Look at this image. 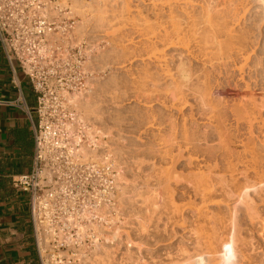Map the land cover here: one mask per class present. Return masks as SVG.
I'll use <instances>...</instances> for the list:
<instances>
[{"label": "bare ground", "instance_id": "obj_1", "mask_svg": "<svg viewBox=\"0 0 264 264\" xmlns=\"http://www.w3.org/2000/svg\"><path fill=\"white\" fill-rule=\"evenodd\" d=\"M135 1L137 2L139 0H135ZM141 1L146 3V4L153 5V8H154L153 10L157 9L156 11H158L159 5L166 6V7L168 6L167 10H169V14H168L169 16L167 15L169 18L168 21L160 20V15H161L160 11L154 12L153 16H155L154 19L155 18L156 19L155 20L152 19L154 22H152L151 24L148 25L149 26V27H147L148 30L145 29L146 24H144V26H145L144 29H145L146 33L143 32L144 31L143 28H142L143 31H142V29H139L140 34L145 33L147 35V36H145V34H144V36L146 37V41L147 42L149 41V44H148L149 46H147L148 49L150 48L149 49L150 52L147 53V54L150 53L149 56L147 55L148 59L150 61L152 60V62L156 63V67H158L160 69L159 70L156 68L157 70H154V71H156L157 74H159V75H157L158 78H156L153 69L151 71L150 67H149V63L146 62V65L148 64V66H146L145 69L141 68L143 71H145L143 73L146 74V76L149 78V80H151V78H152L151 82L153 81V84H154L155 78L158 80L159 78L162 77L160 80L163 81V80H166L167 77L168 78L171 77L170 80L171 79L173 80L172 77L175 78V75L178 76L177 80L175 78L174 81L170 82L171 83L170 85H168V83H167L168 86H165L166 83H164L165 87L161 88L164 92H165L164 89H166L170 92L171 99H173L172 96L175 98L174 100H176L177 102L173 101L172 103L176 104V107L178 105L177 104L178 102H179V106H180V104L184 105L186 102H188L187 100H184V98L186 99V96L188 95L186 93V90L187 89L189 90L190 87L194 89V87H193V86H195L194 81H197L198 82L197 84H199L198 87H200V88H198L196 85L195 88L197 87L198 90L193 91L192 89H190L189 92H190V94H192V93L194 94L195 92H197V95H198V93L201 91L200 93L203 94L202 97L200 95L201 98L199 97V99H201V101H199V99L197 101L200 103L202 102L201 104L203 106L205 105L206 109H205V107H202V106L201 107H202V109L206 110V113H205L206 115L203 112H201V109H200V112L203 114L202 116H206V119L208 118L209 121L204 119V117H202L201 119H204L208 123L210 122L211 124H213V127L215 128V129L214 128L212 129V130H214L213 132H215L213 134H212V131H210L211 134H209V132L208 133L205 132L206 134L203 135L204 139H207V141H208V139L211 138V135L215 134L219 143L217 146H212L210 144L211 146H209V147H205V148L202 147L198 143L200 141V139H198L197 137H195L191 133L190 127H187V124H186L187 122L186 123L182 122L185 124L184 125L182 124L183 126H182V129L180 130L181 132H179L180 134H178V131L176 132V130H174V132H173V130H172V132L170 131L171 134H168L170 132H168V133L166 132L168 134L166 136V133L164 132L165 134H162L161 136H163V135H165V136H163L162 138H160V136H159V138H158L159 141L163 140L165 142V144L168 143L169 141H171L170 142V143H172L171 146H174L175 145L174 142H177L176 143L177 144L176 145L177 152H176V154H174V153L170 154L172 151L166 150V148H165V150H166V151L164 150L165 153L164 154L161 153L162 155H160V154H158V155H160V158H162L164 160V159H166V156L169 154L170 156L168 155L169 157L168 156L167 157L170 159V160L168 159L169 162L171 161L174 164V166L172 165V167H174V169H176L175 165H176L177 161H179V159H181V158H185V163L191 167V168L190 167L187 168V169H189L188 172L184 169L185 172L187 173V174L184 173L185 177H183L184 174H181V171L179 172L176 169V171H178V173H179L178 174V173H176V171L171 166H168V167L163 166V167H165L164 168L165 170L162 168L164 170V172H158L159 171V169H158V171H157L158 173L155 172L156 175H154V173H153L152 176H155L154 179L156 182L154 181V183H156L157 186L159 185L158 187H163L165 196L164 195L162 196V194H163V192L161 191L162 188H160V191L162 193L160 191H158L159 188L157 190L155 188L156 192L154 191L152 194L148 193V191H150V190H146L149 195L145 193L146 192L145 189L142 192L143 189L140 190V188H143V186H141V185L144 183L138 182V183H141V184L137 183L138 187L137 188L135 187L136 189L139 190L138 193H137V190L135 188L133 190H135V193L139 194L138 197L142 198V199H137L135 201L131 198L134 195L137 196L136 194H133V191H132L133 187L129 186V187H131V190L129 189V191H132V195H133V196L129 197L127 195V193H129V191L126 192L128 189H126V191H124L125 186H127V185L122 183V181H124L125 177L122 179L120 173L116 174L113 177V184H112L114 187V190L116 189V185L117 186L119 185L120 188L122 187V191L124 193L126 192L125 195H127V196H125L123 194L124 196L121 197V194H120L119 202L121 201L120 202L121 205L119 206L117 204L119 207L112 206L111 204L107 205L105 203L108 194L113 193L114 191L108 192L107 194H105L106 196L102 195V194L95 195L94 201L92 200L89 203V205L87 204V207L84 209V212L82 213V217L84 219V224L83 225L82 224L77 225L78 233L79 234L85 233L84 229L90 228L91 230H97L98 231L97 233H100L103 235L105 234V237H104V241L100 242V239L97 238L99 236V234H97V236H95V234H94V236H95V238L93 240L94 250L91 252V254L85 255L86 254L85 253V254L81 255V253H79V254H76V257H78L80 260L79 264H92V263L95 264L94 262H96L98 264V261H100L102 258V257L100 258L101 255L104 256V254H106L105 257H111L110 255L107 256V252L109 251V249L112 250V247H113V251L115 249H117L120 242H123V240L126 237H127V239L125 242L127 244L128 239H130V237L128 238V235H127L128 233H124V231H120V229H118L119 227L117 228L118 230L113 228L112 231H107L108 229L107 230L105 229L103 223L104 222L109 223V222L115 221V218L119 213V212H117V210H119L122 215L127 216L129 218L131 211L130 210L128 211L127 207L133 208V206H134V208L135 207L139 208V209H137L138 214L145 212L146 210H147L146 212L148 214L143 213L145 215H143V216H141L140 214L138 215V216H141V218H142L140 221L137 220V221H139L138 225H136V226H138V228L136 227L137 230L135 229L136 234H137L136 236L139 237V239L136 241L137 244L139 243L138 244L139 246L136 244L138 246V247H136L138 249V252H137V249H135L136 251H134L133 249H130L129 248L130 246L128 247V244H127V246H125V247H127V249L125 250V253L127 252L125 254L126 255L125 258L127 260H129V263L141 264V261L143 260L142 256L145 255L144 253H142V248L144 246L148 247V246L154 245L156 242L158 243V241L159 242L164 241V240L166 241V239L170 238L171 236L169 235V233L173 234V232H171V231L175 230V229H172L173 226L170 224V222L171 223L173 222L172 224L175 225L176 220H177V222H180V223L182 222L181 224H183V223H187V224H185L184 226H181V225H178V223H177V225L180 226V228H182V230H180L183 232L182 236H180L181 232L179 230H177L176 225H175L176 232L179 231L180 232L179 238L181 237V239L177 240L179 246L177 245L178 248L175 251L177 253V256L176 255L174 256V257H176V261L174 260L175 262H173V261L172 262H162L160 264H228L229 262H234L237 264H247L251 261V259H253L257 255L258 252L255 251V252H257L255 255L254 250H256L257 247L254 248L256 246L254 243L256 240L255 241H254V239L252 240V235H250V233H248L249 230H246L247 228L244 229V227H245L244 223L247 221L248 224L250 222L251 225H252V223L257 224L258 227L260 228L259 230L264 231V196H263V194H264V131L260 130L261 132H263L261 134V137H260L259 134L261 132L257 135L258 132L256 133V128H255L256 127L255 122L258 119V116L260 117L262 115L261 112L264 109V97L257 98L256 95H254L253 92H251L250 89H252V88H249L250 87L249 83H247L245 85L246 86L245 88L241 87L242 88L241 90H239L237 88L240 92L242 91V93L240 96H238V98L234 102H231L230 105L226 104L225 102H222V98H221V100L219 99V100L215 101L214 98L212 96L209 97V94H206V92L207 93L209 92V91H207L208 88H209V90H210V88H214L213 86L212 87L210 86L211 85L210 82H211V78H212L213 74L214 73L216 74L217 70L219 72H221V70H224L226 73H229V70L231 69L230 68L231 65H232V67H234L240 71L239 73L242 76L241 77L242 79H243V73L244 72L249 71V73L251 74V72H250L251 69L253 70V74L255 75L254 78L256 80L258 78L260 79L261 77L264 79V0H247L248 1L247 4H245L246 2H240V1H239L240 2L239 3L238 0H224L222 3H220V4L218 3V5H216L215 7L212 6L213 8H211V6L209 7V5L206 2L208 7L203 8V16L201 18L196 19L197 17L194 18L195 16H193L191 14V17H193L191 19V17L189 16L190 14L188 12H186L188 15L187 16L188 19H186V17H184L186 19V25L184 23L183 24L180 23L181 17L179 18L178 17L179 15L176 17V14L175 15L173 14L174 8L171 6L172 2H174L173 0L172 1L171 0H160V2H158V3H157V1H159V0H141ZM175 1H177V0H175ZM190 1L191 0H182L181 2L189 5ZM194 1H196V0H194ZM212 1H210V2H212ZM214 3L212 2V4H214ZM198 6H199V4H198ZM160 9H161V7H160ZM188 10H189V6H188ZM183 13H185V11ZM246 13L247 14L249 13V16L246 15ZM177 14H179V13H177ZM185 14H181V15H185ZM176 18L180 19V20L178 21ZM184 18H182L183 22L185 21ZM121 19H122V16H121ZM182 20H181V22H182ZM249 21H251V22H249ZM150 22H151V20H150ZM243 22L245 24L243 26H245L246 29L248 27L249 30H242L239 27H238L239 30L236 29V27H235L236 24L240 25V24H243ZM247 22L250 24L248 25ZM137 25L140 26V24H137ZM141 32H143V33H141ZM144 36H142L141 38H143ZM147 38H148V40H147ZM146 41H145V43L147 45ZM90 43H89V45H91ZM92 44H94V43H92ZM142 44H144V43H142ZM160 45L165 47V49H168V48H171V50L175 49V50L179 51V52H177L178 54L179 53L180 54L186 53L187 55L191 56L190 58H194L195 60L197 59V61L200 60L202 62L203 67H201V69H200V68L195 66L196 68H194V69H199V71L197 70V72H198L197 75H194V74H196V72L194 74L189 73L191 71V70L189 71V69H193V68H189L188 65H187L188 68H186V64H185L186 61L184 59H182L183 60L182 61L178 58L179 62L176 61V63L177 62L178 63L175 64L174 66H171L170 62L172 60L170 61V58H171V55L174 52V50L171 51L172 53L168 52L170 54V58H168L170 62H168V59H167L168 53L166 54L165 50L161 49ZM159 46H160V48H159ZM90 50H93V49L88 50L87 54H88V58L90 59V61H89V63H87V65L92 63V56H90V53H89ZM137 55H139V54H137ZM176 56H177V54L175 55V58H176ZM186 56H184V57L186 58ZM180 58H182V55L180 56ZM188 59H189V57H188ZM188 62H189V60L187 61V63ZM193 66L194 65L192 64V67ZM118 68H119V66H118ZM174 70H175V72H174ZM193 70H192V72H193ZM139 71H141V70H139ZM232 71H233V69H232ZM225 72H224V74L227 75V77H228L230 74L228 75ZM154 76H155V78H154ZM159 76H161V77H159ZM147 77H145V79ZM164 77H165V79H163ZM252 77H253V75H252ZM194 78H196V79L194 80ZM216 78L214 75L213 80H216ZM145 79H141V81H143V80L148 81V79H146V80ZM156 79H155V84L157 82H161L160 80L156 81ZM259 79H258V81L260 83H262L260 80H263V79H260V80ZM88 80H87V84H89V86H87L89 89L88 92H85L86 89H83L82 91L75 92V94L71 97H72V102L77 109V112L75 114V123H77L78 121H87V122H89V125H91V127H88L86 130L87 136L90 137L89 138L90 141L82 149L83 150L82 152L86 156L90 155L93 158L94 157L97 158V155H98V152L96 153L97 148L92 149L91 145L93 143V145L96 147L98 143H96L95 136L102 134L104 132L100 131L98 129V127L94 124V118L95 119L97 118L95 116H96V113H99V111L96 110L97 106L95 107V105H97L96 104L97 101L94 102L93 97H89L90 96L89 94L93 91L94 87H92V84H93V83H91L92 80L91 81L89 80V82H88ZM168 80L169 79H167V81ZM213 80H212V83L215 82L217 84V82H218L215 89L222 92L223 91L222 90L223 84H219L218 80H216L217 82L213 81ZM144 81L142 83H144ZM252 81H254V80H252ZM256 83H257V81H256ZM157 84H159V83H157ZM257 84H259V83H257ZM144 85H146V84H144ZM208 85L210 87H208ZM203 86L207 90H204ZM145 87H147V86H145ZM186 87H187V89H186ZM223 87H224V85H223ZM139 89L140 88H138V90ZM161 89L159 90V93H160ZM145 90H146V88H145ZM157 90H158V87H157ZM157 90L154 89L153 92L154 91L156 92ZM191 90L193 91L192 93H191ZM203 90L206 92H204ZM109 91H111V90H109ZM113 91L114 90H112V92ZM132 91H134V90H132ZM140 91L141 90H139V93H140ZM142 91H144V90H142ZM145 92L147 93V91H145ZM153 92H151V93L148 92V94L149 93L152 94ZM164 92H163V94L168 93V92H165V93ZM114 93H116V92L114 91ZM132 93H134V92H132ZM143 93L144 92H142V94ZM185 93H186V95H185ZM109 94H110V92H109ZM129 94H131V93H129ZM211 95H213V94H211ZM109 96H111L110 99L114 98V97H112L113 95H111V94ZM135 96H137V94ZM146 96H148V95H146ZM150 96H153V95H150ZM169 97H167V99ZM164 98H165V96H164ZM167 99H165V100H167ZM183 100L185 102H183ZM218 101H221V102H218ZM174 104H173V106H174ZM188 107H190V106H188ZM98 108H99V105H98ZM179 108H182V106ZM207 111H208V114H207ZM109 112L110 111H108V113ZM227 112H229L231 114V116L235 119V124H236L235 126L236 127L232 131L228 128H225L226 123H225V120L223 119V117L225 116V114ZM201 113H199V114H201ZM154 114H155V112H154ZM199 114H197V115H199ZM101 115H104V114L103 113L100 115L98 114L97 116H101ZM173 115H175V114H173ZM101 117H99V118H101ZM189 119H191V117ZM259 119H261V118H259ZM262 120L264 121V118ZM192 121L194 122L197 120H192ZM198 121H199V119H198ZM263 121H262V123H264ZM193 122H191V123H193ZM160 123L163 125L162 121ZM172 123H174V122H172ZM241 125H246V127H247L246 131L242 132L240 130L239 126H241ZM209 126L211 127V125H209ZM209 126H208V128H209ZM202 133L204 134V132H202ZM168 136H169V138H168ZM172 140H173V142H172ZM232 140L239 141V143L242 144L241 145L243 147L242 151H240V152L237 151L236 153H234L236 150L233 151V149L230 148V144H231ZM160 144H161V142H160ZM214 145H215V143H214ZM162 152H163V150H162ZM149 153H151V152H149ZM99 154H102V153H99ZM152 155H153V153H152ZM142 158H143V156H142ZM141 160L142 159H140L141 163H143L142 161H146V160H142V161ZM181 161H183V160H181ZM134 162H135V160H134ZM136 162H138V161H136ZM138 163H136V164L138 165ZM141 163L138 166L139 170H141V168H140ZM144 163L146 164V162H144ZM149 163H152V164L154 163L153 166L155 168L156 165H155L154 161L153 162L151 161ZM142 166H143V164H142ZM153 166H152V168H153ZM113 168H114V165H113ZM142 168H144V167H142ZM151 170L153 172L156 171L153 169H151ZM144 171H142V172H144ZM152 171H148V172H152ZM173 171H175V172L173 173ZM142 172H141V175H144V173H142ZM251 174H253V175H251ZM136 175H138V174H136ZM145 175H147V174H145ZM148 175H149V173H148ZM147 176H144V177H147ZM182 177L184 178L183 183L185 182V179H186V181H187L186 185L189 187V189L192 192L191 195L194 197V199L199 200V202H197V201L194 202L193 201L194 199H192L191 201H193V202H191L190 199L192 198V196L190 195L191 198H190V196H188L190 198L189 203H191V205H190V207H188L189 209L186 207L188 209V210L186 209L188 211V213L184 214V215L182 213H180V210H178V209H180V208H178L179 205L174 204V202H173V206L170 205V204H172L171 202L173 201L172 200L173 198L172 197H169L170 199L167 198L168 196H172L176 193V192H174V190H172V188H171V192H170V187H172L171 186L172 183L175 182L174 184L179 186L178 183L181 182L180 181L181 179L183 180ZM138 178H143L140 176V173H139ZM150 178L145 181V185L147 186V188L148 187L152 188V186L151 187L149 186ZM127 182H128V179H127ZM154 183H153V185L155 186L156 184H154ZM131 185H133V184H131ZM134 185H136V184L134 183ZM139 185L141 187H139ZM163 185L164 186L166 185L167 188L168 187L169 188L166 189V186L164 187ZM184 185H185V183H184ZM186 185H185V187H187ZM178 186H177V189H178ZM126 188H128V187H126ZM180 188H184V186L180 187ZM173 189H175V188H173ZM168 190H169L170 194H172V195H170L168 193ZM166 191L169 195H167V193H165ZM172 191H173V193H172ZM186 191H187V188H186ZM143 193L146 196H144ZM117 194H119V193H117ZM184 195H186V194H184ZM257 195H259V197H257ZM140 196H142V197H140ZM133 198H135V197H133ZM166 200H167V202H166ZM114 202H116V201H114ZM165 202H166V204H165ZM143 203L146 204L145 209L143 208L144 206H142ZM167 203H168V205H167ZM189 203L187 202V205ZM184 204H186V203H184ZM109 205H111L112 210H110ZM140 205H141V207H140ZM143 209H144V211H142ZM113 210L116 212V213L115 212L114 213L117 214L115 217H113V215H112ZM182 210L185 211L184 209H182ZM134 211H135V209H134ZM135 212H137V211H135ZM179 213L182 214L183 217L181 216V219L184 218L185 219V220L183 219L184 221H180V214ZM131 214L133 215V211ZM136 214L137 213H135V216H136ZM94 217L98 219L97 223L93 222ZM127 217L125 218L126 220H127ZM116 219H118V217ZM178 219H179V221H178ZM169 224L171 225L170 229L168 228L170 226ZM248 224H246V225H248ZM121 227H122V225H121ZM127 228H129V227H127ZM88 229H86V230H88ZM168 229L169 230L172 229V230L170 232H168ZM251 232H253V231H251ZM259 232H261V231H259ZM91 233L93 235L94 232L91 231ZM261 233H259V235ZM174 234L172 236L175 237V239H176L177 236H174ZM263 234L264 233H262L260 236L262 237ZM124 235H125V238L123 237ZM85 236L86 235H84V237ZM173 237L171 238L172 240H173ZM131 241H128V243H131ZM257 242H259V241H257ZM257 242H256V244H257ZM45 243H46V240H44V245H45ZM253 244L255 246H253ZM174 245H175V243H174ZM258 245H259V243H258ZM155 247H157V246H155ZM118 249H119V247H118ZM171 249H174V248L171 246ZM152 251L150 249H146L145 252H146V254L148 253V255H149L152 253ZM109 252L111 253V251H109ZM136 253H139V256H137L138 254H136ZM141 253H142V255H141ZM168 253H170V252H168ZM168 253H167V255H168ZM133 254L134 255L136 254L137 258L134 257L135 259H133V256H134ZM260 255H261V251H260ZM260 255H258V256H260ZM63 256H65V255H63ZM46 257H48L47 254H46ZM65 257H67V256H65ZM143 257H146V256H143ZM174 257H172L171 259H173ZM59 258H60V256H59ZM255 258H254V261L257 262L258 260H255ZM94 259H96V260L94 261ZM256 259H258V257ZM262 259H263V256H262L261 260ZM49 260H51V259H49ZM49 260L47 258V261H49ZM92 261H94V262H92ZM151 261H153V260H151ZM168 261H170V260L168 259ZM107 262H109V261H107ZM256 262H254V263H256ZM263 262L260 261V263H262V264H263ZM47 263H49V262H47ZM53 263H51V264H53ZM67 263H64V264H67ZM105 264H107V263L105 262Z\"/></svg>", "mask_w": 264, "mask_h": 264}, {"label": "rangeland", "instance_id": "obj_2", "mask_svg": "<svg viewBox=\"0 0 264 264\" xmlns=\"http://www.w3.org/2000/svg\"><path fill=\"white\" fill-rule=\"evenodd\" d=\"M125 1L126 2L128 1V2L126 3ZM173 1L175 2V3L172 2V4H171V6L174 8L173 9V14L174 15L176 14V17L179 15L178 17L179 18L181 17L180 19L182 20V18H184V17H186V19H188L187 18L188 15H187L186 12H188L190 14L189 15L190 17H191V14H192L193 16H195L194 18L197 17L196 19H199V18H201L203 16V8L208 7V5H209V7L211 6V8H213L212 6L215 7L216 5H218V3L220 4L224 0H216L217 2L215 0H213V1L212 0H196V1L191 0L190 1L191 3L189 2V5L188 4H184L183 2H181L182 0H179V1L178 0L177 1L173 0ZM210 1H212L213 3L215 2V3L212 4V2H210ZM239 1L240 2H246L245 4L248 3L247 0H238V2ZM158 2H160V0L157 1V3ZM206 2H207L208 5L206 4ZM198 4H199V6H198ZM188 6H189V10H188ZM160 7H161V9H160ZM153 9H154L153 8V5L146 4V3L142 2L141 0H139L137 2L135 0H92L90 3H81V4L76 5L77 12L80 15L82 14L81 17L78 19L77 32H79V35H80V37L82 38V40L84 42L85 48H87V49H93V50H90V52H89L90 53V56H92V63L87 65V63H89V61H90V59L87 58L88 60H86L87 62L85 64V66L86 65L87 66L85 67V69L88 71L87 80L88 79L90 81L92 80L91 81V83H93L92 84V87H94L93 88V91L89 94L90 95L89 97H93L94 102L97 101L96 102L97 105H95V104L94 105H95V107L97 106L96 110L99 111V113H96V116H95V117H97L96 118L97 120L94 118V124L98 127V129L100 131L104 132L102 134H99V135H96L95 136L96 143H98L99 145L97 144V146L95 147L93 145V143H92L91 147H92V149L97 148L96 153L97 152H98V154L99 153H102L103 156H105L106 158H108L111 161L112 165H114V169H115L114 174L115 175L120 173L122 179L125 177L124 181H122L123 184L127 185V186H125V190L124 191H126V189H128L126 191V192H128L129 189L131 190V187H133L132 188L133 194H136L137 196H135V195L133 196L132 195V191H129V193L131 195L129 193H127V195L129 197H131V196L135 197L136 199L133 198V197H131L135 201L137 199H142V198H139L138 197L139 194H137V193H138L139 190L136 189L138 187V184H141L142 182L144 183V184L141 185V186H143V188H140V190L143 189L142 192L145 189V191L146 190H150L151 192L148 191V193L149 194H152L154 191L156 192V190L158 188H159L158 191H160V188H162V190H161L163 192L162 196L163 195L165 196L163 187H158L159 185L157 186V184L154 183V181H155L154 177L155 176H152V174L154 173V175H156L155 172L156 173H158V172H164V170H165L164 168L165 167H163V166H167V167L168 166H171L172 167V165L174 166V164L171 161L169 162V160H170L168 158L170 156L169 154H168L169 156L167 155L168 157L166 156V159H164V160L162 158H160V155H162L161 153L164 154L166 150L172 151L170 154H173V153L176 154V152H177V150H176V145L177 144L176 143L177 142H174L175 145L174 146H171L172 145V143H170L171 141H169L168 143L165 144V142L163 140L162 141L161 140L159 141V139H158L159 136H160V138H162L163 136H165V135L161 136L162 134H165L166 132L168 133L170 131L172 132V130H173V132H174V130H176V132L178 131V134H180L179 132H181L180 130L182 129V126L187 122L186 123L187 124V127H190L191 128V130H190L191 133L195 137H197L198 139H200V141L198 143L202 147L205 148V147H209L211 145L212 146H217L218 143H219L218 142V139L216 138V135L215 134L214 135H211V138L212 139L210 138V139H208V141H207V139H204V136L203 135L206 134L205 132H207V133L209 132V134H211L210 131H212V134L215 133V132H213L214 130H212L214 128L213 127V124H211L210 122L209 123L207 122L209 120H208V118L206 119V116H202L203 114L201 112H203L204 114L206 113V110H205L206 107H205V105L203 106L201 104L202 102L200 103V102L197 101L199 99L200 95H201V97L203 95V94L200 93L201 92L200 91L201 89L199 90L200 92L198 91L199 92L198 95H197V92H195L194 94L192 93L193 91H197L198 88H200V87H198L199 84H197L198 83L197 81H194V84H195V86L197 85L198 88L197 87L195 88V86H193L194 89H195L194 90L193 88L190 87V89L193 90V91L191 90V93L192 94H190V92H189L190 89L188 90L187 87H186V89H187L186 90V93L189 96L187 95L186 96V99L184 98V100H187L188 102H186L184 105H181L180 104V106H179V102L177 103L178 104L177 107L178 106L179 107L182 106V108H179V107L177 108L176 107V104L172 103L173 101L174 102H177V101L174 100L175 98L173 96H172L173 99H171V95H170V92L168 90L164 89L165 92H168V93L163 94L164 91L161 89L162 87L164 88L165 86L170 85L171 84L170 82L171 81H174L175 78L177 80L178 76L175 75V78L172 77L173 80L172 79L170 80L171 77H169V78L167 77L166 80H163V79H165V77H164L162 79L163 81L160 80L162 77L159 76L161 78H159L158 80H160L161 82H157V83H159V84L156 83L157 85L155 84V79L158 78L157 75H159V74H157L156 71H154V70H157L159 68L156 67V63H154V62H152V60L150 61L148 59V56H149L150 53L149 54H147V53L150 52L149 51L150 48L148 49V47H147V46H149L148 45L149 44V41L148 42L146 41V37L145 36H147V35L145 34L146 33L145 32V29L148 30V28H147V27H149L148 25L151 24L152 22H154L152 20L155 17V16H153L154 15V12H159L160 11V14H161L160 15V20H162V21H168L169 20V18H168V16H169L168 15L169 14V10H167L168 9V6L166 7V6H161V5H159L158 11H156L157 9L156 10H153ZM184 11H185L186 14L183 13ZM176 12L179 13V14H177ZM180 13L181 14H185L186 16L185 15H181ZM246 15L249 16V13L248 14L246 13ZM121 16H122V19H121ZM192 18L193 17H191V19ZM149 19L151 20V22H150ZM180 19H177V20L179 21ZM186 19L184 18V20H185L184 22H183V20H182V22L180 20V23H182V24L184 23L186 25ZM244 22H243V24H240V25L236 24V26H235L236 29L239 30V28H240L242 30H249L248 27L246 29V27L243 26V25H245ZM249 22H251V21H249ZM137 24H140V26L137 25ZM144 24H146L145 25L146 28H145ZM247 24L249 25L250 23L247 22ZM142 28L143 29L145 28L144 31H143ZM139 29H142V31L145 32V33L141 32L143 34H140V30ZM144 34H145V36H144ZM142 36H144V37L141 38ZM143 39L147 42V45H146V43H145V41ZM147 40H148V38H147ZM89 43L91 45H89ZM92 43H94V44H92ZM142 43H144V44H142ZM160 46H159V48H160ZM161 49H164L165 52H166V54L168 52L172 53L171 51L174 50V52L171 55V58H170V54L169 53H168V56H167V59L170 58V61L171 60L172 61L174 60L173 62L171 61L172 62L171 63L169 61V59H168V62H170V65L171 66H174L175 64H177L179 62V60H178V58H179L180 60L184 59L186 61V63L184 62L186 64V68H188V66H189V68H193V69L196 68V67H198V68L201 69V67H203L202 62L200 60L197 61V59L195 60L194 58H190L191 56L187 55L186 53L185 54L184 53H182V54L179 53L178 54L177 52H179V51H177L175 49H172L171 50V48L165 49V47H163V46H161ZM137 54H139V55H137ZM176 54H177V56L175 58V55ZM181 55H182V58H180ZM184 56H186V58ZM188 57H189V59H188ZM188 60H189V62H188L189 64L187 63ZM176 61H178V62L176 63ZM146 62L149 63L150 70L152 71V69H153V71L155 73V76H156V78L154 76V78H155L154 79V84L155 85L153 84V81L151 82L152 78H151V80H149V78L146 76V74L143 73L145 71H143L142 69H145V67L148 66V64L146 65ZM192 64L194 65L193 67H192ZM118 66H119V68H118ZM230 68H229L230 69L229 70V73H226L224 70H221V72L223 73L222 74L221 72H219L217 70L216 74L218 76L215 73L213 74V76L211 78V82H210L211 85L210 84L209 85L211 87L213 86L214 88H210V90L208 88V90H207L203 86V89L204 90L209 91L207 93L206 91L203 90L204 92H206V94H209V97L212 96L215 101H217L219 99L221 100V98H222V102H225L226 104L230 105L231 102H234L238 98V96L241 95L242 91L240 92L239 90H241L242 88H245L246 87L245 85L247 83H249V85H250L249 88H252V89H250L251 92H253V94L256 95L257 98L264 97V79L262 77L260 79H263V80H260L259 78L258 79L263 84L260 83L258 81V79L256 80L254 78L255 75L253 74V70L251 69V71H250L251 74L249 73V71L244 72L243 73V79H242L241 78L242 76L240 75V73H239L240 71L238 69L232 67V65H231ZM193 69H189V71L191 70L189 73L190 74H192V73L194 74L196 72V74H194V75H197V73H198L197 70L199 71V69H194V70ZM232 69H233V71H232ZM139 70H141L142 72L139 71ZM192 70H193V72H192ZM174 72H175V70H174ZM224 72L226 74H228V75L230 74V75L227 77V75H225ZM214 75H215V78L217 77L216 80L219 81V84H223L224 85V87L222 85V90H223L222 92L223 93L215 89V87L217 86L218 82L216 80H213ZM252 75H253V77H252ZM145 77H147L146 79H148L149 82L145 79ZM141 79H145L146 81L143 80L144 83H142L143 81H141ZM167 79H169L168 80L169 82L167 81ZM195 79L196 78H194V80ZM87 80H86V86L84 88V89H86L85 92H88V90H89L88 87H87V86H89V84H87ZM89 80H88V82H89ZM158 80L156 79V81H158ZM212 80L213 81H216L217 84L215 82L212 83ZM252 80H254V81L256 80L257 83H259V84H257L256 81L254 82ZM164 83H166V85ZM167 83H168V85H167ZM144 84H146V85H144ZM209 85H208V87H210ZM145 86H147V87H145ZM157 87H158V90H157ZM138 88H140L139 90H141V91L144 90V91H142L144 93L142 94V92L140 91V93H141L140 94ZM145 88H146V90H145ZM153 88L155 90H157L158 92L156 91L157 92L156 93L154 91L155 92L154 93L153 92V90H154ZM160 89H161V91L159 93V90ZM109 90H111V91H109ZM112 90H114L116 93H114V91L112 92ZM132 90H134V91H132ZM108 91L110 92L111 95H113L112 97H114V98L110 99L111 96H109L110 94H109ZM145 91H147V93ZM132 92H134V93H132ZM148 92H150V93L153 92L154 94L153 93L152 94L149 93L150 95H153V96H150L148 94ZM129 93H131V94H129ZM135 93L137 94V96H135L136 95ZM186 93H185V95H186ZM211 94H213V95H211ZM146 95H148L149 97L146 96ZM163 95L165 96V98H164ZM167 97H169V98L167 99ZM165 99H167V100H165ZM184 100H183V102H185ZM199 101H201V99H199ZM218 102H221V101H218ZM165 104L166 105L168 104V105L166 106ZM173 104H174V106H173ZM98 105H99V108L100 109L98 108ZM188 106H190V107H188ZM201 106L202 107H205V109H202ZM200 109H201V112H200ZM108 111H110V112L108 113ZM154 112H155V114H154ZM102 113L104 114V115H101L102 117L101 116H97L98 114L100 115ZM172 113L175 114V115H173ZM199 113H201V114H199ZM197 114H199V115H197ZM207 114H208V111H207ZM261 114L262 115L260 117L258 116V119L255 122L256 123L255 124V126H256L255 127L256 128V133L258 132L257 135L262 130L264 131V129H263L264 128V123H262V121H263L262 119L264 118V109L262 110ZM225 116L223 117V119L225 120V123H226L225 128H228L231 131L234 130L235 127H236L235 126L236 125L235 124V119L231 116V114L229 112H227L225 114ZM99 117H101V118H99ZM190 117H191V119H189ZM202 117H204V119H206L207 121H205L204 119H201ZM259 118H261V119H259ZM198 119H199V121H198ZM192 120H197V121H194L193 122ZM161 121H162L163 125L160 123ZM172 122H174V123H172ZM182 122H185V123H182ZM191 122H193V123H191ZM86 123L88 124L89 127H91V125H89V122L86 121ZM208 124L211 125V127ZM207 125L209 126V128H208ZM239 128H240V130L242 132L246 131V129H247L246 125H241V126H239ZM171 132L168 133V134H171ZM202 132H204V134ZM167 133H166V136L168 135ZM262 133L263 132H261L259 134L260 137H261V134ZM86 136H87V132H86ZM88 138H90V137H88ZM168 138H169V136H168ZM235 141L232 140V142L230 144V148L233 149V151L236 150L234 153H236L237 151L238 152L242 151V148H243L241 146L242 144H240L239 141H236V142ZM160 142H161V144H160ZM172 142H173V140H172ZM214 143H215V145H214ZM165 148H166V150H165ZM162 150H163V152H162ZM149 152H151V153H149ZM152 153H153L154 156L152 155ZM158 154H160V155H158ZM142 156H143V158H142ZM140 159L146 160V161H142L141 160L143 162V163H141L140 162ZM134 160H135V162H134ZM181 160H183V161H181ZM136 161H138L139 163L136 162ZM151 161L152 162L153 161L155 162V165H156L155 168L156 169L153 166L154 163L153 164L152 163H149ZM144 162H146V164ZM168 162L170 164L171 163L172 164L170 165ZM136 163H138V165ZM140 163H141V167H140L141 170H139V167H138ZM142 164H143V166H142ZM152 166H153V168H152ZM142 167H144V168H142ZM175 167H176V169L179 172L181 171V174H184V173L187 174L185 172V170L188 172L189 169H187V168L190 167V166L185 163V158H181V159H179V161H177ZM172 168L174 169V167H172ZM151 169L156 170V171L153 172ZM158 169H159V171H158ZM176 169H174V170L176 171ZM147 170L148 171H152V172H148ZM142 171H144V172H142ZM175 171H173V173ZM178 171H176V173H178ZM141 172L144 173V175H141ZM139 173H140V176L143 177L144 179L143 178H138L139 177ZM148 173H149V175H148ZM136 174H138V175H136ZM145 174H147L148 176L145 175ZM185 174H184V176L183 175L182 176L185 177ZM251 175H253V174H251ZM144 176H147L148 178L147 177H144ZM126 178L128 179V182H127V179ZM149 178H150V180H149L150 181L149 182V186L150 187L152 186V188L154 187L153 189L152 188H149V187L147 188V186L145 185V181L148 180ZM180 181L182 183L181 182L180 183L177 182L179 184V186L178 185H175L174 184L175 182L172 183V185H171L172 187H170V192H171V188H172V190H174V192H176V193L174 195H172V194H170V192L168 190V193L170 195H172V196H168L167 198L170 199L169 197H172L173 198L172 199L173 201L171 202L172 204H170V205L173 206V202H174V204L179 205V207L178 206L177 207L180 208V209H178V208L177 209L180 210V213H182L184 215V214H187L188 213V211H187L189 209L188 207H190V205H191V203H189V202L192 199H194V197L191 195L192 192L189 189V187L186 185L187 184L186 179H185V182L184 183H185V185L187 187H185V185L183 183L184 178H183V180L181 179ZM138 182H141V183H138ZM134 183L137 186L134 185ZM153 183L156 184V185L154 186ZM131 184H133L134 186L131 185ZM129 186H131V187H129ZM141 186L139 185V187H141ZM177 186H178V189H177ZM183 186H184V188H180V187H183ZM126 187H128V188H126ZM119 188H120L119 185L118 186L116 185V189L114 190V192L108 194V196L106 198V202H105L107 205L108 204H111L112 206H116V207H119L121 205L120 204L121 201L119 202V200H120V194H121V197H123L126 194V192L124 193L122 191V187L120 189ZM134 188L137 190V193H135V190H133ZM155 188H156V190H155ZM168 188L166 186V189H168ZM173 188H175V189H173ZM186 188H187V191H186ZM117 193H119V194H117ZM145 193L148 194L147 191ZM165 193H167V191ZM168 193H167V195H169ZM172 193H173V191H172ZM184 194H186V195H184ZM127 195H125V196H127ZM190 195L192 196V198H191ZM144 196H146V195L144 194ZM188 196H190L191 199ZM263 196H264V194H263ZM140 197H142V196H140ZM257 197H259V195H257ZM116 198L117 199L119 198V199L117 200ZM189 199H190V201H189ZM167 200H166V202H167ZM114 201H116V202H114ZM193 201L194 202H196V201L199 202L198 199H194ZM193 201H191V202H193ZM166 202H165V204H166ZM187 202L189 203L188 205H187ZM184 203H186V204H184ZM111 205H109L110 206V210H112ZM141 205H140V207H141ZM145 205L146 204H144V203L142 205V206H144L143 207L144 209L146 207ZM167 205H168V203H167ZM127 209H128V211L129 210L131 211L129 218L127 216L122 215L119 210H117V212H119L118 215L115 214L116 212L113 210L112 211L113 217H115L117 215L116 218L118 217V219L115 218V221L109 222V223L104 222L103 224H104L105 229L106 230L108 229L107 231H112L113 228L114 229H117L119 227L118 229H120V231H124V233H128L127 234L128 235V238L130 237V239H128V241H131L132 240L131 243H128V241H127L128 247L130 246L129 247L130 249H133L134 251H136L135 250V249H137L136 247L139 246L138 245L139 243L137 244V242H136L139 239V237L136 236L137 234H136L135 229L137 230V228H138V226H136V225H138V222L142 219L141 216H143L145 214H148V213L146 212L147 211L146 210L145 212L139 213L141 216H138L139 215L138 214V210H137V209H139L138 207H135V208H134V206H133V208L127 207ZM134 209L137 212H135ZM144 209L142 211H144ZM182 209H184L185 211H183ZM132 211H133V215L134 216H135V213H137L136 216L139 219L136 216L134 217L131 214ZM143 213H145V214H143ZM182 214H180V221H184L185 220L184 218L181 219ZM126 217H127V220L125 219ZM94 219H93V222L97 223L98 222V219L95 218V217H94ZM137 220H139V221H137ZM178 221H179V219H178ZM172 223L170 222V224L173 226L172 229H175V230H172V229H171L172 231L169 230L171 228V225L169 224L170 226L168 227L169 228L168 229V232L171 231V232H173V234L176 232V228L179 231L182 230V228H180V226H178V225L184 226L185 224H187V223L181 224L182 222L180 223V222H177V220H176V224H175L176 225V228H175V225L172 224ZM177 223H178V225H177ZM244 224H245L244 229L247 228L246 230H249L248 233H250V235H252V240L253 239H254V241L256 240L255 243H254L256 246L254 244H253V246H255L254 248L257 247L256 250H254V252L255 251L258 252V253L255 252V255L257 253V255L255 257L256 258L258 257V259H256L255 257L254 258H255V260H258V261L260 260L261 262H263L264 261L263 260L264 259V255H263L264 254L263 253L264 252V238H263L264 237L263 236L264 234L262 235V237L260 235L262 233H264V231L259 230L260 228L258 227L257 224H253L252 223V225H251V223L249 222V224H248L247 221ZM246 224H248V225H246ZM121 225H122L123 228L121 227ZM127 227H129V228H127ZM86 229H88V228H86ZM86 229H84L85 230L84 231L85 233H81L80 234V235H82L79 238L81 240V242H80L81 244H79V243L76 244V249H77L76 250V253L77 254L81 253V255H82V254H85L86 253L85 255H90L91 252L94 250L93 240H94L95 236H97V234H99V236L97 238L100 239V242H103L104 241L105 234L103 235V234L97 233L98 232L97 230H91L90 228L88 230H86ZM91 231L94 232L93 235H92ZM179 231H177L178 233L176 232L177 234L176 233L174 234V236H177L176 239H175V237L172 236L173 234L169 233V235L171 237L168 238V239H166V241L164 240L165 242L164 241H160L161 242L160 243L158 241V243L156 242L157 244L155 243L154 245H151V246H148V247L147 246H144L142 248V253H144L145 255H143V256H146V257H143L142 256V259L143 260L145 259V260L144 261L142 260L141 261V264H147V263L148 264H151V263L152 264H154V263L155 264H160L162 262H172V261L175 262L176 261V257H174V256L175 255L177 256V253L175 251L177 250V248L179 246L177 240L178 239H181V237L179 238L180 232H181V235L180 236H182V233H183L182 231H180V232ZM251 231H253V232H251ZM259 231H261L262 233L259 232ZM259 233H261V234L259 235ZM94 234H95V236H94ZM84 235H87L88 237H84ZM123 237L125 238V235ZM172 237H173V240L171 239ZM126 239H127V237L123 240V242H120L119 241L120 242V244L118 245L119 249H118V247H117V249L114 248L115 249L114 250L115 252L113 251V247H112V250L109 249V251H111V253L108 251L107 252V256L110 255L111 257H105L106 254H104V256H102V255L100 256L99 255L100 258L102 257L101 260L103 259L104 261L103 260L102 261L101 260L100 261L97 260L98 261V264H103V263L105 264V262L107 264H127V263L128 264H131V263H129V260H127L125 258V256H126L125 254L127 253V252L125 253V250L127 249V247H125V246H127V244L125 242ZM82 240H84V241H82ZM172 241L175 243V245H174V243ZM257 241H259V242H257ZM256 242H257V244H256ZM258 243H259V245H258ZM155 246H157V247H155ZM171 246L174 249H171ZM61 249L63 251H60ZM61 249L59 250V248L57 246H53V247H51V249L48 248L47 250H44V248H41V254H42L43 264H49L50 262L51 263L54 262L55 264H64V263H67V262H68L67 264H79L80 263L79 258L76 257L75 255H73L74 252H72V251H69L68 252L67 249H63V248H61ZM146 249H150L151 251L152 250L153 251H152L151 254L148 255V253L146 254V252H145ZM260 251H261V255H260ZM137 252H138V249H137ZM168 252H170L171 254L168 253ZM142 253H141V255H142ZM167 253H168V255L170 254L169 255L170 257L167 255ZM46 254H47L48 257H46ZM52 254L54 255L53 257L51 256ZM136 254H138L137 256H139V253H136ZM136 254L135 255L133 254L134 255L133 256V259L137 258ZM63 255H65L67 257H65ZM258 255H260L261 257L258 256ZM57 256H61V257L59 258ZM262 256H263V259H262L263 261L261 260ZM166 257L167 258L169 257L168 259L170 261H168V259ZM172 257H174L175 259L174 258L171 259ZM47 258H48V260L51 259L52 261L51 260L47 261ZM254 258L251 259V261L253 260L252 262L250 261L247 264H252V263L253 264H259L260 263V261L259 262L258 261L257 262L254 261ZM96 259H94V261ZM150 259L153 260V261H151ZM164 259L165 260L167 259V260L165 261ZM94 261H92V262H94ZM107 261H109L110 263L107 262ZM47 262H49V263H47ZM254 262H256V263H254ZM94 263L97 264L96 262H94ZM228 264H237V263L229 262ZM260 264H262V263H260ZM263 264H264V262H263Z\"/></svg>", "mask_w": 264, "mask_h": 264}, {"label": "built area", "instance_id": "obj_3", "mask_svg": "<svg viewBox=\"0 0 264 264\" xmlns=\"http://www.w3.org/2000/svg\"><path fill=\"white\" fill-rule=\"evenodd\" d=\"M91 1L0 0V44L8 59L18 62L37 99L33 109L17 100L31 117L35 147L31 170L11 178L29 194L42 264L41 248L57 246L76 256L84 209L95 195L114 191L111 161L82 152L90 141L89 126L86 121L75 123L71 97L85 88L88 77L89 49L77 32L82 14L76 5Z\"/></svg>", "mask_w": 264, "mask_h": 264}, {"label": "crops", "instance_id": "obj_4", "mask_svg": "<svg viewBox=\"0 0 264 264\" xmlns=\"http://www.w3.org/2000/svg\"><path fill=\"white\" fill-rule=\"evenodd\" d=\"M17 100L31 109L37 104L27 76L0 44V264H42L29 194L11 178L31 170L35 147L31 117Z\"/></svg>", "mask_w": 264, "mask_h": 264}]
</instances>
